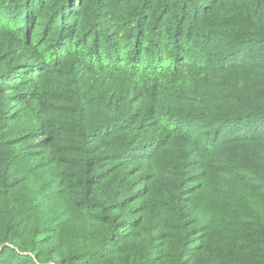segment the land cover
Masks as SVG:
<instances>
[{
    "label": "trees",
    "instance_id": "trees-1",
    "mask_svg": "<svg viewBox=\"0 0 264 264\" xmlns=\"http://www.w3.org/2000/svg\"><path fill=\"white\" fill-rule=\"evenodd\" d=\"M0 264H264V0H0Z\"/></svg>",
    "mask_w": 264,
    "mask_h": 264
},
{
    "label": "rangeland",
    "instance_id": "rangeland-1",
    "mask_svg": "<svg viewBox=\"0 0 264 264\" xmlns=\"http://www.w3.org/2000/svg\"><path fill=\"white\" fill-rule=\"evenodd\" d=\"M238 131H240V130H238Z\"/></svg>",
    "mask_w": 264,
    "mask_h": 264
}]
</instances>
